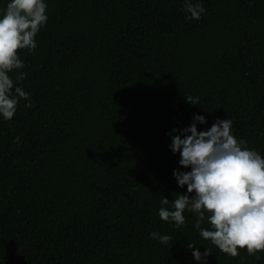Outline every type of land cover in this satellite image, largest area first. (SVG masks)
Instances as JSON below:
<instances>
[{
  "label": "trees",
  "instance_id": "obj_1",
  "mask_svg": "<svg viewBox=\"0 0 264 264\" xmlns=\"http://www.w3.org/2000/svg\"><path fill=\"white\" fill-rule=\"evenodd\" d=\"M184 2L45 0L37 48L9 74L34 106L0 116V264H264L220 252L193 213L180 228L159 217L162 198L193 195L170 133L195 116L199 131L230 119L264 156V0H193L198 21ZM191 241L211 255L196 261Z\"/></svg>",
  "mask_w": 264,
  "mask_h": 264
},
{
  "label": "clouds",
  "instance_id": "obj_2",
  "mask_svg": "<svg viewBox=\"0 0 264 264\" xmlns=\"http://www.w3.org/2000/svg\"><path fill=\"white\" fill-rule=\"evenodd\" d=\"M45 0H10L0 14V116L11 121L21 99L25 107L32 108L30 94L22 87H14L10 73L25 67L20 58L21 50L34 52L36 36L47 23ZM183 11L190 20H200L205 8L193 0H185ZM26 74L20 72L16 81H23ZM193 106L198 97L187 96ZM197 122L206 124L204 116L194 117V123L173 135L170 149L181 157L179 164L190 168L189 172H174L180 188L187 186L189 195H175L170 204L161 199L159 217L174 223L177 228L186 222L184 213H193L195 229L206 241H210L220 252L232 258L246 250L247 255L259 259L264 253V156L248 148L246 140H237L232 134L230 119L217 120L209 130L199 131ZM173 129V133L178 132ZM13 143L19 144L16 137ZM171 205L169 208L168 206ZM205 223L208 227H203ZM150 238L167 245L171 237L152 232ZM196 261L211 255L208 248L201 253L192 241Z\"/></svg>",
  "mask_w": 264,
  "mask_h": 264
}]
</instances>
